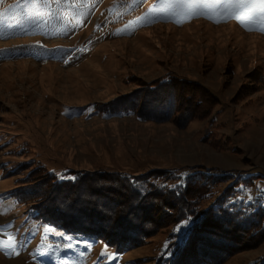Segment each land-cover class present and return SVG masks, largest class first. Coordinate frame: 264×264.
Masks as SVG:
<instances>
[{
  "label": "rangeland",
  "instance_id": "1",
  "mask_svg": "<svg viewBox=\"0 0 264 264\" xmlns=\"http://www.w3.org/2000/svg\"><path fill=\"white\" fill-rule=\"evenodd\" d=\"M208 2L189 16L159 0H0V264H157L170 236L183 238L177 225L117 253L38 222L13 192L39 165L61 181L77 171L223 174L217 195L244 181L239 199L264 198V28L227 0ZM167 77L179 100L188 91L203 107L159 121L105 119L91 107ZM90 194L91 204L103 196ZM88 200L71 202L82 210ZM146 216L166 222L159 210ZM220 264H264V243Z\"/></svg>",
  "mask_w": 264,
  "mask_h": 264
},
{
  "label": "trees",
  "instance_id": "2",
  "mask_svg": "<svg viewBox=\"0 0 264 264\" xmlns=\"http://www.w3.org/2000/svg\"><path fill=\"white\" fill-rule=\"evenodd\" d=\"M173 81L167 77L149 85L147 91L138 90L91 107L105 119L132 116L157 121L189 115L196 104L197 109L203 107V100L199 98V102L194 103L188 91L183 101L179 100ZM76 173L74 180L61 181L39 165L29 173L24 186L13 192V197L32 210L38 222L68 234L102 241L117 253H123L126 248L134 249L161 230L174 228L183 218L201 213L188 238L183 237L178 242L176 234L170 236V251L159 258L157 264H220L239 250L256 249L264 243V198L257 197L250 202L239 199L237 187L244 181L225 186L219 195L214 191L229 182V175L202 180L205 176L195 173L183 178L176 169L139 176L103 171ZM249 181L251 185V179ZM95 187L103 196L91 204L94 200L89 189ZM110 196H117L118 202ZM86 197L89 200L85 209L79 210L81 207L73 205L72 202ZM207 200L213 202L201 212V204ZM154 210L161 211L166 222L157 224L154 218L146 216L141 223L145 212L151 214ZM126 215L136 222L124 225ZM215 245L222 246L223 250Z\"/></svg>",
  "mask_w": 264,
  "mask_h": 264
},
{
  "label": "snow or ice",
  "instance_id": "3",
  "mask_svg": "<svg viewBox=\"0 0 264 264\" xmlns=\"http://www.w3.org/2000/svg\"><path fill=\"white\" fill-rule=\"evenodd\" d=\"M44 2H48V0H44ZM159 3L166 5L170 10H182L189 16L197 13L199 9L209 7L208 0H159ZM227 8L232 9L231 14L236 15L239 19L243 20L244 16H249L256 24L264 28V0H227ZM38 46L43 47L39 45V42ZM224 207L227 208L228 205H224ZM194 227L195 221L191 217H186L178 222L175 231L183 233V237L188 238Z\"/></svg>",
  "mask_w": 264,
  "mask_h": 264
}]
</instances>
